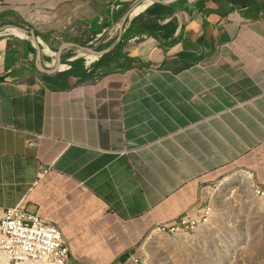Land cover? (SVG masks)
Returning a JSON list of instances; mask_svg holds the SVG:
<instances>
[{
    "label": "crops",
    "instance_id": "crops-1",
    "mask_svg": "<svg viewBox=\"0 0 264 264\" xmlns=\"http://www.w3.org/2000/svg\"><path fill=\"white\" fill-rule=\"evenodd\" d=\"M129 5L0 0V220L41 214L77 264L140 258L232 173L264 188V0L153 1L95 69Z\"/></svg>",
    "mask_w": 264,
    "mask_h": 264
},
{
    "label": "rangeland",
    "instance_id": "rangeland-1",
    "mask_svg": "<svg viewBox=\"0 0 264 264\" xmlns=\"http://www.w3.org/2000/svg\"><path fill=\"white\" fill-rule=\"evenodd\" d=\"M127 10L147 0H125ZM119 39L121 23L109 30ZM107 43L99 42V48ZM82 55L87 62L88 55ZM248 175V174H247ZM235 172L226 177L213 201L214 217L206 226L181 235L158 234L140 249L143 264H264V200ZM250 176V175H249Z\"/></svg>",
    "mask_w": 264,
    "mask_h": 264
},
{
    "label": "built area",
    "instance_id": "built-area-1",
    "mask_svg": "<svg viewBox=\"0 0 264 264\" xmlns=\"http://www.w3.org/2000/svg\"><path fill=\"white\" fill-rule=\"evenodd\" d=\"M253 189L264 200V188L256 187L253 183ZM213 217V205L210 204L196 216H186L171 225L158 228H162V234L192 233L209 224ZM0 264L77 263L57 225L47 221L41 214L19 206L8 210L0 220ZM126 264L143 263L140 258L132 257Z\"/></svg>",
    "mask_w": 264,
    "mask_h": 264
},
{
    "label": "trees",
    "instance_id": "trees-1",
    "mask_svg": "<svg viewBox=\"0 0 264 264\" xmlns=\"http://www.w3.org/2000/svg\"><path fill=\"white\" fill-rule=\"evenodd\" d=\"M134 22L131 24V29L134 27ZM124 44L122 43V41L121 42H119V44L116 46V48H115V50L114 51H112L111 53H109V54H107V55H104L101 59H100V61H99V63H97L96 65H95V69L96 68H98V66L100 65V64H102V63H108V62H110L111 61V59L113 58V56H116V55H118V52L122 49V46H123ZM72 66H73V68H75V69H77L78 71H79V73H80V75H82L83 77H85V78H89L91 75H93L94 74V72H89L86 68H85V60L84 59H80V60H77L76 62H74L73 64H72Z\"/></svg>",
    "mask_w": 264,
    "mask_h": 264
},
{
    "label": "water",
    "instance_id": "water-1",
    "mask_svg": "<svg viewBox=\"0 0 264 264\" xmlns=\"http://www.w3.org/2000/svg\"><path fill=\"white\" fill-rule=\"evenodd\" d=\"M154 1H159V0H154ZM133 11H134V9L132 8L131 10H129V12H127V14L125 15V17L122 19V21H121V27L122 28L124 27V24L127 21L132 20V18H133V16H132ZM17 29L20 30V31H23L27 36H30L31 35L33 37V39L35 40L36 45L38 46V38H37V36L35 35L34 32L29 31V30H25V29H21V28H17ZM120 39H121V37L115 42V44L109 50L104 51V52H101V53H97V54L100 55V56H103V55L107 54L108 52H110L111 50H113L116 45L119 44Z\"/></svg>",
    "mask_w": 264,
    "mask_h": 264
},
{
    "label": "bare ground",
    "instance_id": "bare-ground-1",
    "mask_svg": "<svg viewBox=\"0 0 264 264\" xmlns=\"http://www.w3.org/2000/svg\"><path fill=\"white\" fill-rule=\"evenodd\" d=\"M154 0H147L145 3H143V5H141V6H138V8L136 9H134V11H133V13H132V16L134 17V16H136V15H138V14H140V13H142L143 11H145L146 10V8L153 2ZM12 33L14 34V35H17V36H24V34H23V32H21L20 30L18 31V30H14V31H12ZM47 48V47H46ZM47 51L48 52H50L49 51V49H47ZM81 53H85L84 51H81ZM97 55H95V54H90V55H88V58H89V60H91L92 62H94L96 59H97ZM64 69V68H63ZM203 227V226H202ZM200 229V228H199ZM198 229V230H199ZM157 232L158 233H160V234H162V228H157Z\"/></svg>",
    "mask_w": 264,
    "mask_h": 264
}]
</instances>
